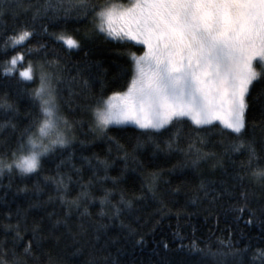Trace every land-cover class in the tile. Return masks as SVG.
Masks as SVG:
<instances>
[{"label":"snow or ice","instance_id":"1","mask_svg":"<svg viewBox=\"0 0 264 264\" xmlns=\"http://www.w3.org/2000/svg\"><path fill=\"white\" fill-rule=\"evenodd\" d=\"M44 34L51 50L39 40L24 47ZM101 39L121 46L111 78L89 58ZM0 71L17 87L34 85L23 89L22 114L0 97V179L6 188L18 181L27 197L15 225H0V264H65L51 251L62 236L73 256L86 255L77 264H174L164 236L152 241L157 259L124 254L148 244L181 193L174 239L187 238L179 221L192 216L189 205L206 219L224 212L236 228L177 245L198 257L178 264H264V243L233 240L246 235L241 222L264 226V0H0ZM128 124L134 141L110 135ZM98 138L108 147L85 154ZM148 149L181 158L126 187L129 161ZM166 171L184 178L174 183Z\"/></svg>","mask_w":264,"mask_h":264},{"label":"trees","instance_id":"2","mask_svg":"<svg viewBox=\"0 0 264 264\" xmlns=\"http://www.w3.org/2000/svg\"><path fill=\"white\" fill-rule=\"evenodd\" d=\"M127 2V0H124ZM74 25H70L72 27ZM52 31V29H49ZM39 40L41 42H47L49 45V50H51L52 40L46 35H37L34 36L31 40H29L28 44L24 45L27 48L29 45H34L36 41ZM59 47V44L56 45ZM121 46L115 43L109 44L106 43L103 39L97 41L94 46H92L89 54V58L93 61H100L102 67L108 68V78H111L112 72L116 70V62L120 61L118 54L116 53L115 49L120 48ZM82 56V52L80 51H73L71 53V58L76 60ZM34 85L32 83H25L17 87L15 80H8L4 78V74L0 71V97H4L7 94V99L9 103L13 105V108H18L20 113L22 114L26 108L30 106V99L24 93V88H32ZM96 88H99V84L96 85ZM120 90V89H117ZM259 112V104H255L253 106L252 111L249 114V121L251 122L254 115H257ZM13 113H9L12 115ZM4 111L0 110V119H4ZM125 128L126 134L121 136V133L118 132V129ZM135 128L134 125H117L114 126L110 132V135L117 136L118 139H122V142L127 141H134V136L132 135V131ZM225 137H227V132H225ZM221 137L214 136L212 137L213 140H218ZM108 147L107 143L103 139H97L95 141V145L87 150L85 154L88 152H101ZM218 150V149H217ZM139 163H134L129 161L127 170L125 171V176L122 183L126 187L134 186L139 188L141 181L147 176L148 171L153 169L154 167H160L167 170L171 164L175 163L177 159L181 157L179 155H173L170 158L166 157L162 153H156L153 155L151 153V149L147 151L141 150L138 154ZM142 164V166H141ZM122 163L118 162L117 167H122ZM46 168H51V164H46ZM143 173V175H142ZM47 174V173H46ZM115 174V173H113ZM168 179L173 180L175 183L177 179H183L184 177L181 176L180 172H173L170 175L165 173ZM190 175V174H189ZM85 179H87V173H85ZM8 183L6 179H0V225H7L12 224L15 225V209L18 205L26 206L27 204V197L24 193L17 192L16 184L14 182L12 187L6 188L5 185ZM27 183H31V181H27ZM177 204L170 205L172 207V212L169 213L161 222V225L156 229L155 235L149 234L147 237L148 244L142 248L137 249L135 252L129 248L128 253L124 254L125 259L135 258L136 260L144 259L147 260L157 259L158 257L153 255L152 253V241L153 239H159L160 236H164L166 239L169 240L170 248L174 249L175 251L169 253V258L174 262V264H178V262L183 260L188 261H195L198 259L195 255H188L184 254V251L178 250L176 248L177 245L183 243L184 245L189 244V240H197V239H204L210 237L213 241L215 240L216 236H223L226 234L225 230L226 226L231 223L232 227L235 229L236 224L231 220V216H226L224 212H220L218 215L213 216L211 219H206L207 213L203 210L196 211L194 206H187L186 211L191 212L192 216H182L179 223L181 225H190L189 227H183L180 229V233L182 236H186L187 238L180 240L179 238H173V229L176 228L177 219L175 216V211L178 206L184 204L185 196L183 193L180 194L176 198ZM99 202H96V206L92 207L91 210L93 213L98 211ZM155 207V205H153ZM150 210V209H149ZM13 212V218L11 220L4 219L5 215L9 212ZM35 213L30 214L28 219L31 221ZM195 227V235L192 234V227ZM239 228L243 230V233L246 235H241L239 231L233 236V240H239L240 243L235 244L236 247H243L245 243H251V245L255 248L260 246L264 243V226L260 223H254L252 225H245L244 223H240ZM116 231V226L114 224L109 225V232ZM249 237L251 240L249 241ZM4 238V233L0 231V241ZM11 238V234H9V239ZM27 239V237H25ZM103 242L102 240L100 241ZM207 242V241H205ZM71 241L65 239L63 236L61 237L59 247L52 246L51 251L52 254L55 256L57 254H61L63 256L65 264H77V260L83 261L86 259V255L81 256H73V250L71 247H67L70 245ZM48 248L46 247V251ZM186 251V250H185ZM218 259V258H217ZM207 264H214V258L208 257Z\"/></svg>","mask_w":264,"mask_h":264},{"label":"rangeland","instance_id":"3","mask_svg":"<svg viewBox=\"0 0 264 264\" xmlns=\"http://www.w3.org/2000/svg\"><path fill=\"white\" fill-rule=\"evenodd\" d=\"M115 102H118V98H116V101ZM131 125H133V124H131ZM135 126V125H134Z\"/></svg>","mask_w":264,"mask_h":264}]
</instances>
